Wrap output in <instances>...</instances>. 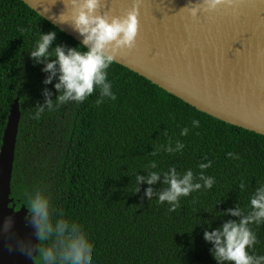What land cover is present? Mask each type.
I'll use <instances>...</instances> for the list:
<instances>
[{"label":"trees","instance_id":"trees-1","mask_svg":"<svg viewBox=\"0 0 264 264\" xmlns=\"http://www.w3.org/2000/svg\"><path fill=\"white\" fill-rule=\"evenodd\" d=\"M48 31L57 33L53 46L80 43L23 1L0 0V146L15 98L20 111L10 183L15 208L36 192L45 193L53 222L80 226L90 264H217L212 244L203 238L204 220L211 219L214 228L222 220L239 219L214 216L219 210L239 206L244 214L250 211L248 197L264 183V135L202 112L116 62L108 69L115 100L97 104L99 92L94 91L83 102L46 109L36 119L43 89L53 100L57 95L55 78L44 85L43 64L29 56L40 33ZM184 127L189 132L181 136ZM177 141L184 144L182 150L163 151ZM152 160L161 172L191 168L196 179L198 164L212 161L204 172L216 182L212 189L181 197L179 207L169 211L167 203L156 200L167 187L162 180L151 185V200L145 196L147 183L133 191L136 175H147ZM250 227L257 243L249 251L264 254V224ZM53 239L38 241V247Z\"/></svg>","mask_w":264,"mask_h":264},{"label":"water","instance_id":"water-1","mask_svg":"<svg viewBox=\"0 0 264 264\" xmlns=\"http://www.w3.org/2000/svg\"><path fill=\"white\" fill-rule=\"evenodd\" d=\"M21 1L82 40L71 23V0ZM134 2L136 45L115 62L202 112L264 135V0H221L214 8L206 0H101L97 11L120 16ZM19 118L15 98L0 146V264H33L38 248L27 208L16 209L10 197Z\"/></svg>","mask_w":264,"mask_h":264},{"label":"clouds","instance_id":"clouds-1","mask_svg":"<svg viewBox=\"0 0 264 264\" xmlns=\"http://www.w3.org/2000/svg\"><path fill=\"white\" fill-rule=\"evenodd\" d=\"M221 0H206L209 8H214ZM73 5L70 16L74 30L82 37L76 46L55 44L56 31L40 33L34 46L29 52L30 58L36 63H42L41 71L47 73L43 84L53 82L57 95L52 99V93L43 89L44 104L37 105L35 118L39 119L45 110H54L61 105L72 102H83L93 94L99 92L97 104L105 98L115 100L112 82L108 78V69L116 61L117 54L121 50L131 51L136 45L139 31L138 4L133 3L132 7L124 15H112L100 13L97 9L101 0H71ZM192 13L195 14L196 8ZM64 18L62 17V20ZM193 127L199 126V121H191ZM189 132L188 127L181 129L180 135L185 136ZM184 148L182 142L177 141L175 147L171 144L163 146L166 153H175ZM152 155H156L155 152ZM227 156L235 159L237 154L228 152ZM212 161L204 160L198 164L200 172L198 179L194 177L191 168L182 173L177 171L175 166L167 168L162 172L157 170L156 160H152L147 166V175H136V185L133 191H139L140 182L149 185L145 189V196L149 200L153 196L151 185L157 181L167 187L157 193L156 200L160 204L167 203L169 211H175L179 207L181 197H187L193 192L203 189H212L216 180L214 176L206 175L204 170L211 167ZM241 191L245 190L244 182L239 185ZM250 211L244 214L239 206L219 210L214 216L230 214L239 217L238 220L227 219L212 227V220L205 219L207 227L203 230V238L210 242V252L217 264H264V254L253 255L251 249L257 243V236L250 225L264 224V183L248 197ZM26 216L36 231L37 240L48 241L54 237L49 246H40L36 249V264H90V258L86 255V242L83 232L77 223L64 219H51L50 204L48 196L43 192H36L25 205ZM32 257L30 248L24 249Z\"/></svg>","mask_w":264,"mask_h":264}]
</instances>
